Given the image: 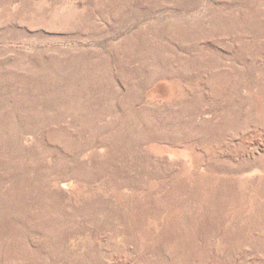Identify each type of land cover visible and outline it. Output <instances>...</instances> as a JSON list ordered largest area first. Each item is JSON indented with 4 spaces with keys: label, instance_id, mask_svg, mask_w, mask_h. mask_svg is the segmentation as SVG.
<instances>
[{
    "label": "rangeland",
    "instance_id": "374dc122",
    "mask_svg": "<svg viewBox=\"0 0 264 264\" xmlns=\"http://www.w3.org/2000/svg\"><path fill=\"white\" fill-rule=\"evenodd\" d=\"M0 264H264V0H0Z\"/></svg>",
    "mask_w": 264,
    "mask_h": 264
}]
</instances>
